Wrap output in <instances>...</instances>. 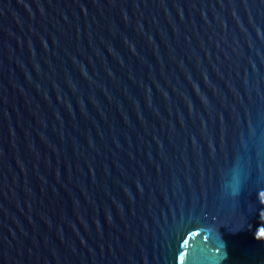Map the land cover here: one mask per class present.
<instances>
[{"label":"water","instance_id":"water-1","mask_svg":"<svg viewBox=\"0 0 264 264\" xmlns=\"http://www.w3.org/2000/svg\"><path fill=\"white\" fill-rule=\"evenodd\" d=\"M0 264H264V0H0Z\"/></svg>","mask_w":264,"mask_h":264}]
</instances>
